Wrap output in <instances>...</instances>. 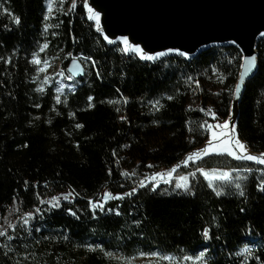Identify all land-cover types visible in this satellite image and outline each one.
Wrapping results in <instances>:
<instances>
[{"label":"trees","instance_id":"1","mask_svg":"<svg viewBox=\"0 0 264 264\" xmlns=\"http://www.w3.org/2000/svg\"><path fill=\"white\" fill-rule=\"evenodd\" d=\"M72 5L0 0V264H133L139 256H157L152 264H201V253L203 264H264V165L210 155L192 163L190 191L174 181L138 187L160 170L184 171L182 161L208 139L201 127L208 109L225 120L239 51L216 47L191 60L141 61L103 41L84 0ZM256 51L238 134L263 153L264 40ZM72 59L83 66L81 79L67 73ZM51 63L58 68L43 83ZM198 167L230 170L234 180L244 178L234 181L241 189L233 184L216 196ZM133 188L103 209L89 204Z\"/></svg>","mask_w":264,"mask_h":264},{"label":"water","instance_id":"2","mask_svg":"<svg viewBox=\"0 0 264 264\" xmlns=\"http://www.w3.org/2000/svg\"><path fill=\"white\" fill-rule=\"evenodd\" d=\"M85 3L98 13V20L89 19L91 14ZM84 10L97 34L111 47L123 44L121 38L126 37L129 45H139L147 54L163 53L159 58L179 56L186 60L211 48H236L241 62L224 120L229 123L227 127L223 123L215 132L218 141L214 140L213 144L218 146L239 138V104L246 83L256 74V46L264 38L261 35L264 33V0H84ZM176 50L183 51L186 56L178 55ZM125 53L135 55L132 51ZM135 56L139 58L137 54ZM248 58H253L251 67ZM67 73L74 79H81L84 69L80 61L72 59ZM248 152L260 154L249 149ZM210 155L213 154L207 156Z\"/></svg>","mask_w":264,"mask_h":264},{"label":"snow or ice","instance_id":"3","mask_svg":"<svg viewBox=\"0 0 264 264\" xmlns=\"http://www.w3.org/2000/svg\"><path fill=\"white\" fill-rule=\"evenodd\" d=\"M85 7L87 8L88 12L91 14L89 16V19H93V18H95L96 20L99 19L98 13L93 12L92 8L88 7L87 3H85ZM72 8H75V0H73ZM71 10L72 9H70V11ZM44 19L47 20L48 16H45ZM15 22L19 23V20L16 19ZM46 29H47V26H46ZM261 35L264 36V33H261ZM105 39H107V37H105ZM121 40H122L123 44L125 45L124 51L125 52H128V51L134 52L135 54H137L139 56V58L141 60H155V59H158L160 56L163 55V53H156L155 55L147 54L143 49L140 48L139 45H129L126 37H122ZM109 43H111V41H109ZM45 47H47V45L42 46L41 51H43ZM176 51H177L178 55L186 56V54L183 51H179V50H176ZM69 56H71V53H69ZM33 63H35V64L41 63V61L36 58L35 54L33 56ZM44 63H47V61H45ZM247 63L249 65V67H251V65L253 63V58H248ZM73 66L75 67V61H73ZM37 71H43V69L38 68ZM60 75H63V73H60ZM48 81H49V77L45 76L43 83H47ZM62 88H63V85H60V87L56 88V92L60 93ZM238 89H239V85H237V90ZM42 90H43L42 88L38 89V91H42ZM55 99H56V102L58 104L61 102V98L59 95L56 96ZM169 99H171V97H169ZM88 100H89V102H91L93 100V97L89 96ZM158 105H159V101H157L155 104H153V107L157 108V110H159ZM89 106H91V104ZM37 107H39V105H37ZM207 111L211 112L212 110L208 109ZM121 119H124V117H121ZM213 119H215L214 114H213ZM228 123H229L228 121H225L224 126L227 127ZM76 127L80 128V127H82V125L77 124ZM201 127L203 128V127H205V125H201ZM213 127H214L213 125H207V128L210 132H211ZM214 140L218 141V137L215 135V133L212 134V138L207 141L205 147L188 154L186 159L184 161H182L183 165L186 167L188 165L189 161H191L192 163H196V161L202 159L204 156H207L209 154H218V155L219 154H226L227 156H229L233 159H236V160L251 161V162H255L256 164H259V165H264V153H260L259 155L250 154L248 152V149L245 146V144L239 138H235V139L228 141L224 144H219L218 146L213 144ZM179 166L180 165H177L176 167H179ZM147 167H153V166L148 165ZM176 167L172 168L171 170H169L166 173H156L155 175H153L151 177L145 176L144 179L139 182L138 187H140V188L148 187V184L145 183V181H148L149 184L152 185L153 190H155L156 185L154 182H155L156 178L159 177L161 179H164L165 176L171 178L173 172L176 171ZM196 171L200 172L201 175H203L204 178L209 181L208 187L211 188L215 192L216 196H221L223 194L224 187L225 186H231V184H232V180L230 179L229 171H221L219 173L214 172V173L210 174V173L204 171L203 169H201L199 167L196 169ZM234 171H240V170L235 169ZM245 171H250V169H245ZM121 175L126 176V175H129V173L124 172V173H121ZM132 175H135V173L133 172ZM190 175L194 176L195 174L192 173ZM242 179H244V178L241 176L235 177L236 181H240ZM180 180L183 181V183H177L175 185V187L177 189H183L185 191H190L186 177L181 176ZM211 181L220 182V186L219 187L214 186L211 183ZM235 187H236V189L240 190L241 184L239 182H236ZM260 190L264 191V187H261ZM136 191H137V189L133 188L131 190V193H124L122 195H112L111 193L105 192L103 194L102 201L100 203H93L92 201H89V204L93 209H95L97 207L103 209L104 203L107 202V200L109 198L121 200L127 195L135 194ZM240 195L241 196L244 195L242 190L240 191ZM52 199H53V201H55L56 197H53ZM116 214L119 215V212H117ZM26 223H27V220H25V224ZM3 235H4V233L0 232V236H3ZM204 236H205V239L208 238V230L207 229L204 230ZM9 239H11V237H9ZM246 251H250V250H246ZM106 255L110 256L111 253H106ZM202 257H203V253H201L200 256L195 257V259L201 261V264H203ZM164 258L168 259V257H164ZM184 259L189 260V259H191V257L185 256Z\"/></svg>","mask_w":264,"mask_h":264},{"label":"rangeland","instance_id":"4","mask_svg":"<svg viewBox=\"0 0 264 264\" xmlns=\"http://www.w3.org/2000/svg\"><path fill=\"white\" fill-rule=\"evenodd\" d=\"M262 40H264V38L262 39ZM121 46H122V48H124V46H123V44H120ZM135 56V55H134ZM165 58H159V59H157V60H155V61H163ZM58 68V66H55V64L54 63H51V64H47V65H45V68H44V71H45V73H46V75L49 77L50 75H52V73H55V71H56V69ZM213 114H214V112H210V113H206V115H205V121H204V123H203V125H205V127H203L204 128V130L207 132V134H208V138H210L211 136H212V134L213 133H215L222 125H223V123H224V120H222L221 118H219V117H217L215 114V119H213ZM207 125H213L214 127L212 128V130H211V132L208 130V128H207ZM248 148V147H247ZM249 149V148H248ZM199 150V149H198ZM250 150V149H249ZM251 151V150H250ZM264 153V152H263ZM213 155H218V154H213ZM219 155H226V154H219ZM188 156V155H187ZM186 156V157H187ZM205 157H207V156H204L203 158H205ZM202 158V159H203ZM186 159V158H185ZM184 159V160H185ZM183 160V161H184ZM250 163H253V164H256L255 162H251L250 161ZM194 164V163H193ZM182 165H183V163H182ZM192 165V162L191 161H189V163H188V165L185 167L184 165H183V167L185 168L184 169V171H182V173H180V171L182 170L181 169V167H179V168H176V171L175 172H173V174H172V176H171V178H169V177H167V176H165L164 177V179H161V178H159V177H157L156 178V180H155V185L156 184H158L159 182H173L174 181V183L175 184H177V183H183V181H181L180 180V177L181 176H184V177H186V179H188L187 177L189 176V174H190V170L192 169L191 166ZM259 165V164H258ZM169 170H160L159 172H157V173H166V172H168ZM204 171H206V172H208V173H210V174H212V173H219V172H221V171H229V173H230V179L232 180V184H231V186H225L224 187V189H223V192H226V191H230L231 190V187H233L234 185L233 184H235V180H234V178L232 177V172L230 171V170H204ZM198 173H200V172H198ZM201 174V173H200ZM153 175H155V174H153ZM153 175H151V176H153ZM150 176V177H151ZM203 176V175H202ZM204 177V176H203ZM205 179V178H204ZM206 180V179H205ZM208 181V180H207ZM212 183H220V182H218V181H211ZM166 261H168L169 262V260H171L169 257H168V259H165ZM159 261V258L157 257V256H150V257H143V256H139V257H137V258H135V259H133L132 260V263L133 264H152V263H157Z\"/></svg>","mask_w":264,"mask_h":264},{"label":"bare ground","instance_id":"5","mask_svg":"<svg viewBox=\"0 0 264 264\" xmlns=\"http://www.w3.org/2000/svg\"><path fill=\"white\" fill-rule=\"evenodd\" d=\"M135 54V53H134ZM136 55V54H135ZM137 57V56H136ZM245 144V143H244ZM245 146L247 147V145L245 144ZM248 149V148H247Z\"/></svg>","mask_w":264,"mask_h":264},{"label":"built area","instance_id":"6","mask_svg":"<svg viewBox=\"0 0 264 264\" xmlns=\"http://www.w3.org/2000/svg\"><path fill=\"white\" fill-rule=\"evenodd\" d=\"M126 54V53H125ZM126 55H129V54H126Z\"/></svg>","mask_w":264,"mask_h":264}]
</instances>
